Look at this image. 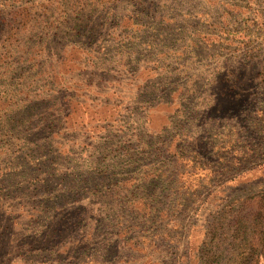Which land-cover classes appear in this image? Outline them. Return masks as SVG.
<instances>
[{
    "label": "rangeland",
    "instance_id": "rangeland-1",
    "mask_svg": "<svg viewBox=\"0 0 264 264\" xmlns=\"http://www.w3.org/2000/svg\"><path fill=\"white\" fill-rule=\"evenodd\" d=\"M256 192L264 0H0V264H197Z\"/></svg>",
    "mask_w": 264,
    "mask_h": 264
},
{
    "label": "trees",
    "instance_id": "trees-1",
    "mask_svg": "<svg viewBox=\"0 0 264 264\" xmlns=\"http://www.w3.org/2000/svg\"><path fill=\"white\" fill-rule=\"evenodd\" d=\"M198 245L197 264L264 262V192L227 205Z\"/></svg>",
    "mask_w": 264,
    "mask_h": 264
}]
</instances>
